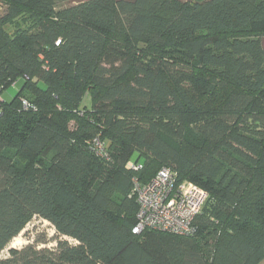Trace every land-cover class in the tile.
Segmentation results:
<instances>
[{
    "label": "trees",
    "instance_id": "1",
    "mask_svg": "<svg viewBox=\"0 0 264 264\" xmlns=\"http://www.w3.org/2000/svg\"><path fill=\"white\" fill-rule=\"evenodd\" d=\"M57 1L0 0V254L55 233L0 264H264V0ZM162 168L207 200L188 233L133 234Z\"/></svg>",
    "mask_w": 264,
    "mask_h": 264
},
{
    "label": "built area",
    "instance_id": "2",
    "mask_svg": "<svg viewBox=\"0 0 264 264\" xmlns=\"http://www.w3.org/2000/svg\"><path fill=\"white\" fill-rule=\"evenodd\" d=\"M128 167L137 169L132 164ZM134 193L138 211L133 234L145 229L178 235L188 233L192 220L207 200L203 190L187 181L176 182L175 175L166 168L145 185L135 182Z\"/></svg>",
    "mask_w": 264,
    "mask_h": 264
},
{
    "label": "rangeland",
    "instance_id": "3",
    "mask_svg": "<svg viewBox=\"0 0 264 264\" xmlns=\"http://www.w3.org/2000/svg\"><path fill=\"white\" fill-rule=\"evenodd\" d=\"M55 1V8H63L67 7V4L59 3L57 0ZM2 11H0V14ZM20 86V83L15 87L8 88L3 94L2 98L5 101L10 100L15 93L17 92L18 88ZM83 106L86 108L90 107L89 100H83ZM160 124L163 126V135L172 143L182 147L185 150H190L192 148V137H193V127L190 123V120L188 118H175V119H168L165 122L161 120ZM46 237L50 241L55 238V233L53 228L47 223L43 222L38 219H34L27 227L26 229L17 237L15 238L9 247L5 249L0 254V259H4L7 257L8 249L10 248H21L22 246ZM72 242L71 240H69ZM54 246V244H50L49 247Z\"/></svg>",
    "mask_w": 264,
    "mask_h": 264
}]
</instances>
